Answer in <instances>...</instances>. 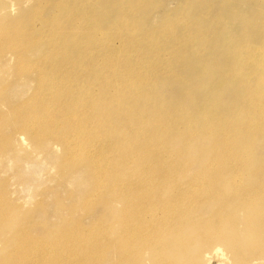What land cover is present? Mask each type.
<instances>
[{
	"label": "bare ground",
	"instance_id": "6f19581e",
	"mask_svg": "<svg viewBox=\"0 0 264 264\" xmlns=\"http://www.w3.org/2000/svg\"><path fill=\"white\" fill-rule=\"evenodd\" d=\"M161 1L164 0H30L29 10L25 11L21 0H15L11 2V9L13 5L17 9L15 15L7 12L8 6L0 13V57L8 52L15 61L10 75L0 77V90L12 85L13 79L29 84L27 96L4 102L5 109L0 111V125L6 119L13 123L9 131L0 126V156L14 139L36 148L54 142L61 148L60 177L65 172H87L89 182V187L78 193H82L80 196L68 198L70 209L77 204L87 208L71 214V224L45 227L39 224L36 212L18 211L16 203L5 201L7 183L0 181V223L3 231L10 232L6 236L0 231V241L6 245L0 250V264H66L64 259L73 258L79 264H97L90 258L95 255L99 260L107 248L121 250L125 255L123 259L116 257V263H124L127 258L136 263L141 252L162 250L165 240L169 246L186 225L204 223L234 203L237 209L247 210L244 233H264L263 224H251L248 212L253 208L243 209L264 201V184L251 185L254 189L245 191L238 200H212L223 191L217 181L228 152L216 155L214 165L207 163L204 171L192 173L183 185L171 186L164 193L176 176L178 161L173 159L175 151L168 143L177 134L188 139L201 131L215 135L213 128L218 126L221 140L217 141L232 144L234 134L226 129L230 123L234 130L246 129L253 135L264 132V42L255 47L242 46V41L233 45L235 41L223 36V31H215L218 36L205 33L206 27L198 23L209 12L218 14L209 2L200 3L198 14L190 11L165 22L162 30L146 31L143 16L138 13ZM180 28L183 30L178 32ZM201 41L207 47L216 41L221 47L225 45L224 51L229 53L226 65L214 59L209 64L198 60L202 49L197 45ZM165 81L182 88L179 97L162 92ZM225 87L238 98L235 107L220 111L214 103V91ZM200 89L203 91L196 97L194 92ZM231 107L236 114L233 119L227 117ZM218 144L216 149L220 148ZM247 144L251 146L244 142L249 147ZM228 166L230 184L239 186L242 179L238 177V165L231 160ZM56 199L63 200L59 196ZM42 202L39 199L37 205ZM202 202H213L209 204L212 209L206 205L209 210L203 213V206L201 210L197 208ZM104 204L120 212L113 230L102 227L98 206ZM258 209L256 215L260 213ZM10 216L19 217L17 225L6 223ZM87 218L91 219L88 224L84 223ZM211 230L216 238L223 239L215 229ZM108 233L112 235L110 241ZM102 237L107 243L101 241ZM62 251L67 255L57 260ZM215 252L224 254L219 247Z\"/></svg>",
	"mask_w": 264,
	"mask_h": 264
},
{
	"label": "rangeland",
	"instance_id": "374dc122",
	"mask_svg": "<svg viewBox=\"0 0 264 264\" xmlns=\"http://www.w3.org/2000/svg\"><path fill=\"white\" fill-rule=\"evenodd\" d=\"M13 1L15 0H0V13L5 10L6 6H8L10 8L6 9L7 12H10L12 15H15L17 13L15 5H13V8L11 9V2ZM29 1L21 0V7L25 11L29 10L28 8L31 5V2ZM204 2L212 3L218 10V14L209 12L208 17L204 18L202 22L198 23V26L201 24L203 27H206V29L203 30L205 33L212 32L216 36H218V32L223 31L224 33H221L223 36H226L229 40L235 41V44L233 45H239L242 41V46L250 45L255 47L261 45L264 42V0H164L161 1V3L151 4L148 8L145 7V9L138 14L139 16H143V23H145V25L143 24V26L147 27L148 29L146 31H152V29L162 30L161 25H163L167 21H174L175 19H179L182 17V15L189 14L190 11H193V13L198 14L197 12L199 10L197 8L200 7V3L202 4ZM182 30L183 28L177 29L178 32ZM208 38L212 39L210 38V34L208 35ZM217 41H211L210 43H215H213L209 47L205 46L202 43L203 41H201V43L197 45L199 49H202L198 60L204 61L205 63L209 64V61H212L214 59L215 61L220 62L221 65H226V63L228 62L227 60H229V53L228 51H224L225 45H222L221 47V44H219ZM14 66L15 61L12 56L8 52H4L2 57H0V77H8L10 75L9 69L13 68ZM171 82L172 81L163 82L162 92L164 94L174 93V95L177 94L179 97L182 88L178 87L177 85L172 86ZM202 91L203 90L200 89L194 92V95L196 97H200ZM240 91L241 90H238V94L240 93ZM214 92L216 93V99L214 103H216L215 105H217L216 107H218V110L220 111H222V109L223 111H225V107L233 105L235 99L238 98L234 95V91L226 87L223 88L221 91ZM28 93V83H23L21 81L13 79L12 85H9L4 90H0V99H2V103H0V111H4L5 109L4 102L18 100L22 97L27 96ZM242 95L243 92L240 94L239 97H241ZM233 107L235 106L233 105ZM232 109L233 108L231 107L230 110ZM230 110L228 112H230L231 114H227V117H231L230 119H233V115H236L235 113H233L235 109H233L232 111ZM2 114L5 113L2 112ZM219 114L221 113L219 112ZM115 123H119L118 118H116ZM232 124L230 123L232 127L230 125L226 126V129H231V133L234 134V138L231 141L232 144L227 142H223V144H220L219 141H217L220 139V136L217 135V131H219L218 126L217 128L215 127L216 129L213 128L214 131H216L215 135H207L201 131L198 132L197 135L194 134L192 135V138L188 139L184 137V134H177V137L174 138L172 142L168 143L169 148L175 151L174 155L176 157L173 159L176 160L175 162H178L176 168V176L173 180H170V182L166 185L167 189L164 191V193H166L168 188L171 186L173 187L176 184L183 185L186 177H191L192 173L204 171L203 168L207 165H210L211 163H213L212 165H214L217 161L216 155H218L219 157L220 153H222V155H228L229 153L228 156H224L227 161H225L226 163H224L223 166H220L222 168L221 170H219V172L221 171L222 174L220 175L217 181V184L222 187V193L224 192V195L220 192L221 195L214 196L212 198L213 201L219 203L221 198L224 201L238 200L240 199V195H243L245 191L254 189L252 188V186L256 187L260 184H264V171H262L264 170V132L257 135H253L249 132V130L246 131V129L239 131L234 130V126ZM0 126L4 130L9 131L13 128V123L9 119H6L1 123ZM245 133L248 134L246 135ZM250 134L252 138H250ZM213 137H215V141ZM238 137H241V140H236ZM234 141H237L238 143ZM241 141L243 145H241L242 143L240 144ZM247 141L251 144V146L247 144V146L249 147H246L244 145V142L246 143ZM217 144L218 148L220 147L219 149H216L214 147H217ZM223 146L225 147V150L222 149L224 148ZM1 154L2 155L0 156V181H6L8 189V192L7 189L5 192V201L11 200L13 203H16V205H14L16 206V209L18 211L36 212L40 216V219L38 221L39 224H41L42 226L62 227L63 225L71 224L74 221V218L71 217V214L73 215L76 213V211H83L87 208L82 206V204H77L76 206H74L73 209H70L71 203L70 201H68V198H76L77 196H80L82 193H78L81 190L82 192H84L85 189L89 187L87 176L88 173L85 172L81 175H72L71 172H65V175H63V177L61 178L60 176L62 175H60L61 171L59 170L58 166L61 148L56 145V143L49 142L47 145H44L41 148H36L32 144H27L25 141L21 143L14 139L12 143H10V145H8L2 151ZM245 154L246 159L244 160L243 158H245ZM231 160L233 162L235 161V164H237L239 167L238 171L241 173L238 174V177L242 179L238 184L239 186H232V184H230V182L232 183V175L229 174L230 171H228L227 169H229L228 163ZM164 168L168 169V165H166ZM243 169L244 171L242 172ZM224 170L227 171L223 173L222 171ZM85 178H87V181L85 180ZM248 183L250 185H248ZM244 188L248 189L243 191ZM57 196H59V198L63 200L56 199ZM39 199L43 200V204L41 206L37 205ZM114 202L113 204H118L117 201ZM261 202L262 203L253 205L254 207L248 206L243 209L253 208L252 211L249 209L250 212H248L249 215L251 214L250 221L253 220L251 224L253 225L256 223L255 225L259 227H261V225L263 224L262 228L264 229V217H262V215L264 216V207H260V205L264 206V201ZM207 203L208 202H202L197 208L201 210L200 207L203 206L204 209L202 210V212H207L209 209H212V206H210L209 204H212L213 202H210L208 204ZM234 204H232V206L227 205L225 208L223 206L222 208H224L227 212L224 211V209H220L221 212L219 211V213H215L216 215L218 214V216L215 215V219L208 217L209 219L207 218L206 222L204 221V223H200L198 221L186 225L183 232H180V237H176L174 241L172 240L173 242H171L169 246L168 239L167 241L165 240L167 244L165 243L166 247L163 245L164 247L162 250L148 249L146 250V252H141L136 257V263H130L129 258H127V260L125 259L123 261L124 263H116L117 258L119 259V257L122 256L121 259H123L125 255L123 256V252L121 250L117 249V251H114L113 248H104L105 250L102 254V257H98L99 260L101 259L100 261L96 260L97 258H95V255L92 256V258L90 259H92L94 262L96 261L97 264H167V262H169V264H245V262H242V260H247V264H264V233H262L261 231L259 232L258 236H252L248 232L244 233V230H246L247 227L245 226V222L247 221L245 220L247 216V210L244 211L242 209H237L239 206L236 205V207ZM206 205L209 206V209ZM98 208V212L102 214L99 216L103 219L102 221H104L102 222V227L105 229L110 228L111 230H113L115 228V221L121 218L120 212L112 211V207L107 204L99 205ZM231 208H234V210ZM256 208H259L258 213H260L258 215L255 214V212H257ZM193 214H195V212H193L192 215ZM252 216L256 217V222L254 221V217ZM16 217L17 216H14L13 218L11 216L8 217L6 223L17 225L19 217ZM220 219L224 221V224L223 221H220ZM90 220V218H87L86 220H84V223L88 224ZM210 221H213V226L210 225L212 224L210 223ZM250 221L248 220L249 224ZM257 223H259V225H257ZM1 225L2 222L0 223V231H3ZM229 225H231V227ZM211 229H215V231L218 232V234H220L223 239L216 238L214 233L211 234ZM5 232L6 236H9L10 232L3 231V233ZM227 233L231 235V237L233 236V238L227 236ZM247 233L248 235H250L249 237H251L249 239L251 241L254 240L253 243L250 240L248 242ZM107 235L110 241L112 239V235L109 233ZM246 237L247 240L245 239ZM101 241L104 242L103 237L101 238ZM4 246L6 247L4 242L0 241V250L4 248ZM236 246L238 247V249H236ZM216 247H219L221 249V251L224 253L222 254L223 256L220 255V252H215ZM254 248H256L255 250L257 252L254 250ZM80 252H84L86 254L85 251ZM59 254L61 256L57 260H61L67 255H65L64 251L59 252ZM237 257H239V259ZM170 259H173V262ZM64 261L66 262V264H79L78 261L74 258L73 261L65 259ZM40 264L50 263L46 261L45 263L41 262Z\"/></svg>",
	"mask_w": 264,
	"mask_h": 264
}]
</instances>
